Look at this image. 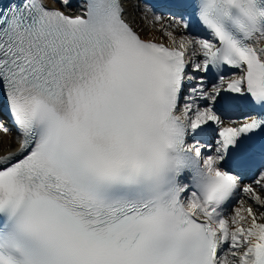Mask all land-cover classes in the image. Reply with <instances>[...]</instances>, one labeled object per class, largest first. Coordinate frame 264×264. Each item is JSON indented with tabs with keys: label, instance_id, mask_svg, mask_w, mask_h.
I'll use <instances>...</instances> for the list:
<instances>
[{
	"label": "snow or ice",
	"instance_id": "snow-or-ice-1",
	"mask_svg": "<svg viewBox=\"0 0 264 264\" xmlns=\"http://www.w3.org/2000/svg\"><path fill=\"white\" fill-rule=\"evenodd\" d=\"M131 3L0 0V264H264V0Z\"/></svg>",
	"mask_w": 264,
	"mask_h": 264
},
{
	"label": "bare ground",
	"instance_id": "bare-ground-1",
	"mask_svg": "<svg viewBox=\"0 0 264 264\" xmlns=\"http://www.w3.org/2000/svg\"><path fill=\"white\" fill-rule=\"evenodd\" d=\"M72 3L73 5L78 4L75 0H72ZM126 7L128 8L129 19L135 21L137 30L143 29L141 33L143 37L170 43L168 38L163 36L159 31V24L154 21L153 16L150 13L145 15L146 9L149 8L146 3L140 0H132V3L126 5ZM155 12L157 14H162L165 18L169 17L171 14L159 10H155ZM177 39H179V35L177 36ZM9 130L8 133L0 131V154L16 146L14 140L15 131L11 127H9Z\"/></svg>",
	"mask_w": 264,
	"mask_h": 264
}]
</instances>
